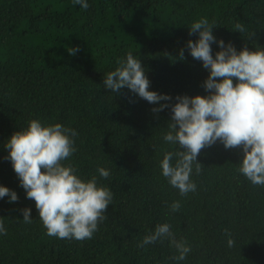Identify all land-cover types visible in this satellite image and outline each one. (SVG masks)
<instances>
[{
	"label": "trees",
	"instance_id": "1",
	"mask_svg": "<svg viewBox=\"0 0 264 264\" xmlns=\"http://www.w3.org/2000/svg\"><path fill=\"white\" fill-rule=\"evenodd\" d=\"M87 2L83 9L72 0H0V184L18 195L0 198L6 228L0 264H264V185L238 172L240 146L225 148L218 140L201 148V170L194 162L191 173L196 189L181 195L158 166L169 147L162 134L170 107L153 112L165 102L149 103L126 86L118 93L103 87L116 57L132 52L149 89L168 94L169 104L178 94L205 95L207 70L188 52L186 41L198 37L187 26L204 16L216 22L214 37L237 50L264 47V0ZM237 21L245 32L232 30ZM211 48L219 50L214 41ZM37 117L75 128L76 151L64 162L85 179L96 174L113 193L90 238L47 234L5 159L6 139ZM97 165L110 169L109 176L100 177ZM173 200L180 202L175 211L168 207ZM26 206L31 222L22 220ZM165 221L190 246L183 260L171 259L176 249L167 238L137 247Z\"/></svg>",
	"mask_w": 264,
	"mask_h": 264
},
{
	"label": "clouds",
	"instance_id": "2",
	"mask_svg": "<svg viewBox=\"0 0 264 264\" xmlns=\"http://www.w3.org/2000/svg\"><path fill=\"white\" fill-rule=\"evenodd\" d=\"M87 9V0H72ZM214 20L201 16L190 22L188 32L197 34V39L186 41L189 54L201 61L207 70L202 81L205 95L178 94L175 102L166 93L149 89V79L137 55L126 52L115 59V67L103 75V87L118 93L122 87L156 104L151 110L157 112L170 107V119L162 140L168 143L158 161L160 174L178 189L181 195L194 192L196 185L191 179L195 171L201 170L196 157L200 149L219 140L225 148L240 146L242 158L238 172L251 183L264 185V47L254 50L242 46L239 50L231 41L214 37ZM232 30L245 32V26L237 21ZM219 48L213 54L211 43ZM76 46L68 47L71 55ZM184 49H179L183 58ZM76 129L60 122L45 123L40 118H31L24 128L15 130L4 142L7 149L5 159L18 177L25 197L34 200L38 217L49 235L58 238H90L99 221L105 217L106 206L112 201L113 193L108 185L98 184L97 175L85 179L76 167L65 163L76 151L74 137ZM175 146V147H173ZM96 173L108 177L110 169L97 165ZM9 201L18 199L15 190L0 184V198ZM180 202L173 200L168 206L171 211L179 208ZM22 220L31 222V208L20 209ZM6 228L0 221V234ZM227 231V229H225ZM167 238L176 249L171 257L183 260L190 251L189 244L181 237L177 239L168 222L154 228L137 241L143 247L159 239ZM232 246L231 237L227 239Z\"/></svg>",
	"mask_w": 264,
	"mask_h": 264
}]
</instances>
